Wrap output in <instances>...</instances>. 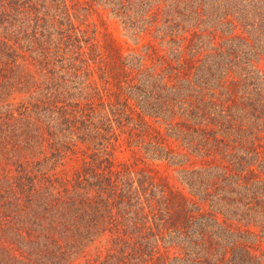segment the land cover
Wrapping results in <instances>:
<instances>
[{"label":"trees","instance_id":"1","mask_svg":"<svg viewBox=\"0 0 264 264\" xmlns=\"http://www.w3.org/2000/svg\"><path fill=\"white\" fill-rule=\"evenodd\" d=\"M95 5L165 53L100 46ZM263 59L264 0H0V264H263Z\"/></svg>","mask_w":264,"mask_h":264},{"label":"rangeland","instance_id":"2","mask_svg":"<svg viewBox=\"0 0 264 264\" xmlns=\"http://www.w3.org/2000/svg\"><path fill=\"white\" fill-rule=\"evenodd\" d=\"M82 13L88 16L85 23L82 24V28L87 30V36L95 40L100 46L107 45L108 42L113 41L117 50L127 54L134 50H142L149 45V42L154 43L161 53H165L167 45L161 44L158 41H154V37L151 34H144L141 39H136L132 35L127 33V30L121 23V21L112 15L108 9L104 6L95 5V11L83 10ZM82 19L83 18L82 16ZM260 70L264 74V59L260 62ZM36 71V68L33 67ZM264 135V132H263ZM172 141L168 136H166V142ZM139 145V144H138ZM137 144L129 145L126 140H121L120 146L116 149L114 154V159L117 163L128 162V163H138L139 166L145 167L151 170L153 173L167 178L175 189H178L184 193H188L189 189L185 182L182 181L180 175V169L183 166H189L187 158L182 159L179 164L168 161L165 158H156L144 153ZM177 147V146H176ZM82 148H77L75 154L70 152L68 156L63 160H60L55 171L59 175H71L73 174L81 165L84 158ZM185 150H188L185 147ZM86 156V155H85ZM192 160L200 161L199 158H192ZM261 239V252L263 253V264H264V237ZM105 243L98 242L92 245L83 256L79 264H98L99 260L105 256L107 250L105 248ZM102 254V255H101ZM101 255V257H99Z\"/></svg>","mask_w":264,"mask_h":264}]
</instances>
